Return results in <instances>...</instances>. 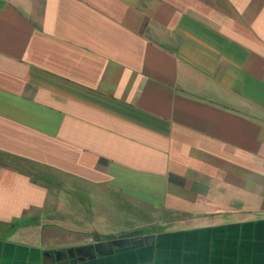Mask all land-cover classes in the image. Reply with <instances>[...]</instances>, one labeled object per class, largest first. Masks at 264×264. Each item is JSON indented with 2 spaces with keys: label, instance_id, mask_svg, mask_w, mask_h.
<instances>
[{
  "label": "crops",
  "instance_id": "0c3cea01",
  "mask_svg": "<svg viewBox=\"0 0 264 264\" xmlns=\"http://www.w3.org/2000/svg\"><path fill=\"white\" fill-rule=\"evenodd\" d=\"M0 264H264V0H0Z\"/></svg>",
  "mask_w": 264,
  "mask_h": 264
},
{
  "label": "rangeland",
  "instance_id": "374dc122",
  "mask_svg": "<svg viewBox=\"0 0 264 264\" xmlns=\"http://www.w3.org/2000/svg\"><path fill=\"white\" fill-rule=\"evenodd\" d=\"M142 213L139 212V217L137 216L133 218V220L137 221L136 225H132V227H135L136 232L137 231L139 232V230H142V229H150V228L156 229L157 227L163 224L161 222L165 218V216H163L159 211L154 212L151 210H145L144 212L142 211ZM77 216L80 217L81 215H77ZM144 216L146 217L147 221H149V223H152V224L138 223L139 221L141 222V220H143L142 218H144Z\"/></svg>",
  "mask_w": 264,
  "mask_h": 264
},
{
  "label": "water",
  "instance_id": "95a60500",
  "mask_svg": "<svg viewBox=\"0 0 264 264\" xmlns=\"http://www.w3.org/2000/svg\"><path fill=\"white\" fill-rule=\"evenodd\" d=\"M130 239H132V238H128V240H125V239H121V240H118L117 242L118 243H126V242H128ZM138 240H142V238H139ZM111 244V243H110ZM112 245V244H111Z\"/></svg>",
  "mask_w": 264,
  "mask_h": 264
}]
</instances>
